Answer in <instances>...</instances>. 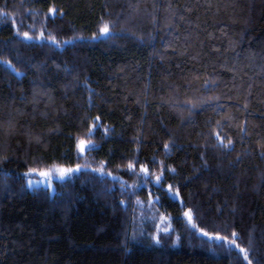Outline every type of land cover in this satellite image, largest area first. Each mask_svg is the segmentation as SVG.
<instances>
[{
	"label": "trees",
	"instance_id": "trees-1",
	"mask_svg": "<svg viewBox=\"0 0 264 264\" xmlns=\"http://www.w3.org/2000/svg\"><path fill=\"white\" fill-rule=\"evenodd\" d=\"M249 261L264 0H0V264Z\"/></svg>",
	"mask_w": 264,
	"mask_h": 264
},
{
	"label": "rangeland",
	"instance_id": "rangeland-1",
	"mask_svg": "<svg viewBox=\"0 0 264 264\" xmlns=\"http://www.w3.org/2000/svg\"><path fill=\"white\" fill-rule=\"evenodd\" d=\"M50 168H48V170H44L43 173H49L48 176H43V175H40L39 177L37 178H29L27 179V185L31 188H34V187H38V186H45V187H48L50 188L51 191L54 190V180L58 179H62V178H65L67 177V175H69L70 173H66L62 176L61 174V170H66V169H69V168H64V167H60V169H58L57 171H52L50 170Z\"/></svg>",
	"mask_w": 264,
	"mask_h": 264
},
{
	"label": "snow or ice",
	"instance_id": "snow-or-ice-1",
	"mask_svg": "<svg viewBox=\"0 0 264 264\" xmlns=\"http://www.w3.org/2000/svg\"><path fill=\"white\" fill-rule=\"evenodd\" d=\"M101 34H104V35H107L108 34V32H109V25L108 24H104L103 25V27L101 28ZM24 36H25V38H28V39H30L31 37H28V34L27 33H25L24 34ZM80 151H84L85 150V148L86 147H90V145H85V142L82 140V141H80ZM167 147V146H166ZM131 165H129V168L131 169ZM74 171H78V169H66V170H61V174H62V176L64 175V174H66V173H71V172H74ZM144 171H146V169L144 170ZM41 175H43V176H48L49 175V173H40ZM157 179H159V177H157ZM185 216H187L188 217V219H189V221H191L192 220V214H191V211H188V212H186L185 213ZM194 227H195V225H193ZM204 235H208V233H204ZM233 235L235 236V233H233ZM216 239H226V238H222V237H216ZM232 243H235V241H232ZM241 251L243 252L244 250L243 249H241ZM245 259H247V256H245ZM249 264H251V262L249 261Z\"/></svg>",
	"mask_w": 264,
	"mask_h": 264
}]
</instances>
